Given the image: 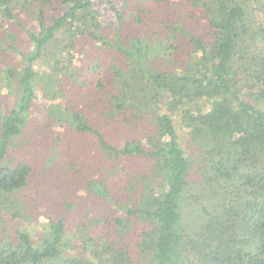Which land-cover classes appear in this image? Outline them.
Listing matches in <instances>:
<instances>
[{"label":"trees","instance_id":"obj_1","mask_svg":"<svg viewBox=\"0 0 264 264\" xmlns=\"http://www.w3.org/2000/svg\"><path fill=\"white\" fill-rule=\"evenodd\" d=\"M172 3L0 0V24L31 45L6 64L23 95L0 120V160L40 91L52 122L94 137L86 200L102 211L71 232L48 214L14 236L0 229V264H264V0ZM9 164L0 211L11 222L35 172L26 158Z\"/></svg>","mask_w":264,"mask_h":264},{"label":"rangeland","instance_id":"obj_2","mask_svg":"<svg viewBox=\"0 0 264 264\" xmlns=\"http://www.w3.org/2000/svg\"><path fill=\"white\" fill-rule=\"evenodd\" d=\"M170 1L175 3L177 0ZM28 19L29 15L22 14L19 20L25 22ZM185 19L186 17L184 16ZM187 20L188 18L185 22L186 25L187 23L189 24ZM3 24H0V120L18 107L17 104H19L22 93V90L20 92L17 89L16 81L13 78L7 79L5 68L10 65L15 66L17 62H20V59L28 54L31 46L27 43L23 34L14 35L13 32L9 31L11 29L10 22L5 21ZM191 27H193L192 24ZM15 30L16 27L14 26L13 31ZM197 32L199 31L197 30ZM181 38L183 39L184 37ZM183 40L180 39L177 44L181 45L182 51L186 52L187 49L184 47ZM79 60L80 58H75V61L79 62ZM49 75L50 72H47V77ZM61 93V97L54 100H66L65 92ZM41 94L42 92L39 91L38 101L29 117L32 120L30 128L24 129L20 138L11 145L7 157L0 160V167L10 165L9 161L15 163L24 158L34 163L35 174L28 189L29 197L28 202L26 201L25 204V217L10 222L6 213L0 211V229L2 231L6 230L9 236H14L17 230L29 227L33 223L46 224L51 219L46 216L47 214L51 215L54 221L59 216L65 217L66 230L70 232L89 219L102 218V211L99 208L101 204L97 203L95 205V201L86 200L88 196L91 197L88 181L92 180V178L91 172L84 169L83 162L86 158V144L93 146L94 137H86L89 139H85L84 135L75 133L74 129V131L68 130L65 126L59 127L52 122L47 114L48 104L41 98ZM63 101L61 105L56 101L50 103L52 104L50 106L55 108L58 116H60L62 111V104L64 105L66 102ZM71 103L73 102L71 101ZM162 111L164 112V109ZM88 114L93 116L94 112L91 111L90 113L89 110ZM98 129L106 132L105 125H99ZM62 134L65 135V140L60 145H56V138ZM183 147L192 152L194 151L196 154V149L193 147L190 138L187 139V145L183 143ZM132 166L137 167L138 165L134 163ZM45 197L51 199L49 206L43 203L45 202ZM63 201L70 202L71 205L76 206L77 210L72 213H65ZM52 206L55 207L54 210L51 209ZM191 215V212H189L188 216L190 219ZM188 216L185 219L189 218ZM105 228L112 227L109 224L101 225L100 230L103 231ZM41 231L42 229L37 227L34 237L39 238ZM2 239L3 235L0 232V241Z\"/></svg>","mask_w":264,"mask_h":264}]
</instances>
